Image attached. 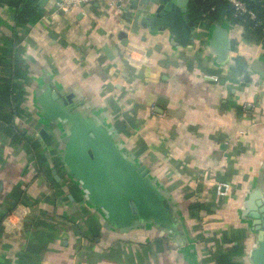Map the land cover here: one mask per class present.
Returning a JSON list of instances; mask_svg holds the SVG:
<instances>
[{"label": "crops", "instance_id": "crops-1", "mask_svg": "<svg viewBox=\"0 0 264 264\" xmlns=\"http://www.w3.org/2000/svg\"><path fill=\"white\" fill-rule=\"evenodd\" d=\"M18 1L0 0V45L15 40L23 75L11 134L0 120V264H252L249 213L264 204L263 40L224 18L196 24L182 45L150 21L168 0L93 1L67 13L57 0ZM215 25L229 40L223 59L209 43ZM66 95L148 169L174 226L120 231L86 199L61 160L64 132L43 115ZM220 181L230 185L223 196Z\"/></svg>", "mask_w": 264, "mask_h": 264}, {"label": "water", "instance_id": "water-1", "mask_svg": "<svg viewBox=\"0 0 264 264\" xmlns=\"http://www.w3.org/2000/svg\"><path fill=\"white\" fill-rule=\"evenodd\" d=\"M188 1L160 3L152 19H148L155 27H166L182 45L193 43L196 27L189 18ZM208 38L219 58L223 59L229 45L225 30L215 25L209 30ZM56 96L54 92L51 94L52 99ZM70 104L71 95L49 100L43 106V115L58 122L64 132L61 160L68 175L82 188L86 199L99 207L120 231H126L139 221L143 224L152 221L167 229L174 226L176 221L170 204L163 190L148 175V169L124 153L117 135L102 117L82 114ZM258 205V210L249 213L253 229L257 231L252 264H264V204L258 201Z\"/></svg>", "mask_w": 264, "mask_h": 264}, {"label": "trees", "instance_id": "trees-1", "mask_svg": "<svg viewBox=\"0 0 264 264\" xmlns=\"http://www.w3.org/2000/svg\"><path fill=\"white\" fill-rule=\"evenodd\" d=\"M247 6L256 14V19H250L247 14L236 13L233 6L226 0H190L189 12L192 20L206 28L227 18L231 21L242 22L244 26L256 37L264 42V0H243ZM31 1L20 0L15 6L25 8ZM12 4V3H11ZM23 13V11H22ZM18 11V19L27 17ZM22 14V15H21ZM31 16V15H29ZM34 16V14H33ZM15 40L0 45V120L4 131L11 134L14 130L12 118L19 113V103L22 98V87L19 84L23 75L21 74L20 50ZM2 130V129H1ZM196 208L200 204L193 205Z\"/></svg>", "mask_w": 264, "mask_h": 264}, {"label": "built area", "instance_id": "built-area-1", "mask_svg": "<svg viewBox=\"0 0 264 264\" xmlns=\"http://www.w3.org/2000/svg\"><path fill=\"white\" fill-rule=\"evenodd\" d=\"M106 2L109 5H115L117 0H57L55 3L56 12L67 13L73 9L81 8L88 2ZM229 4H231L236 13L239 14H247L250 19H256V14L253 10H251L247 4L243 0H226ZM262 30L264 32V25L262 26ZM210 77L214 80H217V75H210ZM246 108V106H244ZM230 189V185L227 181H220L216 184V193L218 195H226Z\"/></svg>", "mask_w": 264, "mask_h": 264}]
</instances>
